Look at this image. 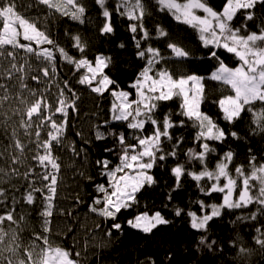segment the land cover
<instances>
[{
	"label": "snow or ice",
	"instance_id": "snow-or-ice-1",
	"mask_svg": "<svg viewBox=\"0 0 264 264\" xmlns=\"http://www.w3.org/2000/svg\"><path fill=\"white\" fill-rule=\"evenodd\" d=\"M34 2L36 5L46 6L49 10H55L62 16H69L84 23L83 18L87 8L80 3V0H34ZM93 2L97 6L99 15L103 17L101 34H115L114 17L126 20L127 30L137 49L136 55L139 59L145 60V66L138 73L135 82L130 84V87L135 89V99H129L128 91L118 90L117 82L105 73V69L112 64V57L101 54L96 56L94 61H89L87 58L74 60L64 48H58L55 41L37 27L34 19L22 14L21 8H30L34 5L22 3L18 6L16 0H0V58L8 61V66L0 62V79L12 80L16 72L24 71L23 65L18 66L16 63L17 54L14 51L16 49H22L24 52L34 54L37 59L47 61L51 65V73L55 74L56 58L53 52L48 48L37 51L32 47V43H35L37 48L41 45H51L57 48L60 56L67 63L74 64L77 70L86 69L87 74L78 79L79 84L88 86L91 92L101 96L105 92H110L114 98L110 109L111 120L126 125V128L131 130L134 143L128 142L125 132H117L110 128L101 131L99 126L96 128L94 134L96 141H104L112 137L114 144L119 146L117 153L119 163L113 167L107 158L96 160L100 175L106 178V184L96 185V191L100 195L93 198L89 211L112 223L107 229H103L101 242L94 247H104L103 238L107 237L110 241L113 231L123 232V225L117 222L120 214L133 210L139 203L137 194L145 187L157 183L151 170L168 157H177L176 150L180 147L183 137H175L172 129L184 127L185 122L174 121L171 112L158 116L157 111L160 102L179 99L180 111L175 115L193 122L192 126L197 129L195 140L199 143V151L190 148L187 156L189 162L198 161L202 168L197 172L187 169L184 164L177 163L171 168V175L175 181L172 190L179 189L183 178L188 176L196 182L205 196L221 193L222 202L206 205L204 201H197L202 213L200 215L194 211L185 213L184 209L178 207L174 209V214L176 217L186 215L191 229L201 233L197 242L198 251L206 249L208 252H213L216 250L217 241L210 240L207 233L211 231L210 222L219 218L224 210L248 208L256 204L259 206L257 212L237 219L255 221L258 213L264 214V163H257L256 156L252 155L248 158L250 171H246L243 165L234 166L235 175H233L229 166L236 154L228 150L223 154L222 159H218L214 170L209 169L207 164L209 154L216 152L209 141L223 144L229 137L234 140H246V137H242L237 131H226L212 117L201 111V104L206 98L203 76L195 73L177 76L166 68L156 67L165 57L158 49L150 45L143 46V41L152 38L145 21L151 15V7L154 4L159 11H167L178 22L196 29L203 46L210 49L209 57L218 61L209 79L229 86L234 93L215 101L223 120L234 125L238 120L243 119V114L250 113L252 115L250 134L259 135L264 140V0H225L220 10L215 9L208 0H151V3L150 0H114V3H110V0H93ZM238 13L239 26H235L233 21L237 20ZM257 19L260 21L257 25L258 31H252L248 22H255ZM156 33L157 39L169 35L159 26L156 28ZM21 39L29 43H22ZM73 40L78 51L83 53L85 45L81 43L80 37L75 36ZM118 47L124 48L125 44L121 42ZM167 47L174 58L186 60L191 55L178 43L168 42ZM212 48H223L233 54L240 61L239 66L229 67L216 51L211 50ZM42 71L45 77L50 75L48 67L43 68ZM32 79L39 82L38 77ZM64 87L71 91L67 82ZM20 88H27L23 83V77L20 78ZM0 89L4 90V94L0 95V109H2L12 96L9 94L10 89L7 84L0 83ZM29 94L36 96V93L30 89ZM73 95L75 96V93ZM16 97L20 104L26 105V108L11 109L12 114L22 116L19 126L24 129L26 136L33 135L29 129L35 125L36 140H29V143H35V155L31 159L36 161L35 167H39L42 171L37 173L34 168H30L23 174L28 185L19 199L14 194L19 188L14 185L9 188L2 186L9 183L4 177L21 175L19 169L13 168L12 165L21 163L20 157L23 156L26 146L17 138V131L14 128L11 133L13 143L8 148L18 150V154L9 153L10 172L0 167V208L4 209L0 214V264H86L87 240L84 246L77 250L78 241L74 240L72 246H67L63 240L54 241L51 238V218L54 215V202L62 167L59 162L61 157L54 153L59 147L64 146L63 137L67 127L68 109L76 110L75 100L68 102L63 89L59 93L58 106L54 108L42 98L34 99L29 103L27 98H21V93H17ZM258 104L261 106L259 109L256 108ZM57 114L61 117L60 120L53 118ZM10 119L11 116L6 115V120ZM108 123L105 121L106 125ZM149 124L150 134L146 131V125ZM45 128L48 129L46 137L41 139V131ZM77 135L81 133L78 132ZM165 140L173 141L172 148L167 152L161 147ZM84 143L91 141L86 140ZM7 150L6 148L5 151ZM69 151L79 156L80 151L84 149L78 151L73 144L69 146ZM103 151L113 152L114 148L106 146ZM248 151L251 153L252 149L249 148ZM0 156H3V153H0ZM33 174L35 179H30ZM79 174L84 175L83 172ZM87 178L92 179L91 176ZM37 179L41 181L40 186L36 185ZM204 180L211 183L202 185L201 181ZM257 186V191L253 194L252 190ZM9 192L13 193L11 197ZM36 193L41 196L38 215L42 222L40 230H34L29 242L25 244L21 224L26 221V217L22 213H17L15 205L21 202L29 206L35 205ZM168 199H172L171 193ZM209 208L210 212L207 211ZM126 224L130 229L151 235L160 226L171 225L173 221L160 211L153 213L144 211L135 213L131 219L126 220ZM13 225L15 227H12ZM101 229L102 225L97 224L96 230ZM255 231L258 234L254 237L255 244L264 249V231L261 228H256ZM92 239H96V236ZM232 243L236 247L235 242ZM249 252L250 249L240 246L236 254L243 259ZM166 259L171 260V256H166ZM147 264H156V261L148 257Z\"/></svg>",
	"mask_w": 264,
	"mask_h": 264
},
{
	"label": "trees",
	"instance_id": "trees-1",
	"mask_svg": "<svg viewBox=\"0 0 264 264\" xmlns=\"http://www.w3.org/2000/svg\"><path fill=\"white\" fill-rule=\"evenodd\" d=\"M16 2L18 6L22 3L33 4L34 6L30 8H21L22 14L34 19L37 27L54 40L58 48H64L74 60L87 58L89 61H94L95 57L101 54L112 57V64L108 69H105V73L117 82L118 90L134 93L130 84L135 82L138 73L145 66V60L139 59L136 55L137 49L131 34L127 30L128 22L126 20L114 17L115 34L102 35L100 28L103 17L99 15L93 0H80V3L87 8L83 18L84 23L73 20L69 16H62L55 10H49L46 6L36 5L34 0H16ZM208 2L215 9L220 10L225 0H208ZM110 3H114V0H110ZM239 20L240 15L238 13L237 20H234L233 24L239 26ZM259 23V19L255 22L249 21V28L252 31H258L257 25ZM145 25L152 38L143 41V46L150 45L158 49L165 57L156 67L166 68L177 76L190 73L203 76L205 78L203 83L206 98L201 104V111L212 117L226 131H237L242 137H246V140H234L229 137L223 144L209 141L210 145L216 149L215 153L209 154L207 161L209 169L214 170L218 159H222L223 154L228 150H232L236 154L229 166L233 175H235L234 166L243 165L246 171H250L248 158L252 155L256 156L257 163H264V140L259 135L253 136L249 132L252 115L250 113L243 114V119L238 120L234 125L228 124L222 118L215 101L234 93L229 86L209 79L211 73L215 71L218 61L209 57L210 49L203 46L199 32L189 25L178 22L167 11H159L154 4H152L151 15L146 19ZM157 26L163 28L169 34L168 37L157 39ZM75 36H79L81 43L85 45L83 53L75 47L73 40ZM121 42L125 44L124 48L118 47ZM168 42H175L184 47L191 54L190 57L186 60L174 58L171 50L167 47ZM44 47L49 48L56 58L55 83L63 89L68 102L75 100L76 105V110L68 109L67 127L63 137L64 146L61 147V150H56L57 155L61 157L63 168H66L67 171H63L65 187L60 202L62 207L59 208L63 215L54 213L51 218V238L54 241L63 240L67 246H72L74 240L78 241L76 248L80 250L87 240L86 264H141V262L147 264L148 257L154 259L156 264H264V249L256 245L254 240V237L258 235L255 231L256 228H261L264 231V214L258 213L255 221L237 219V217H248L251 213L257 212L258 205L253 204L248 208L224 210L219 218L210 222L211 231L207 235L210 240L217 241L216 250L213 252H208L206 249L198 251L197 242L201 233L191 229L186 215L175 216L174 209L177 207L184 209L185 213L194 211L198 215L202 214L197 201H204L206 205L222 202L221 193L205 196L197 187L196 182L188 176L183 178L182 186L179 189L172 190L175 187V181L171 175V168L177 163L184 164L187 169L192 171L198 172L202 168L198 161L189 162L188 149L199 151V143L195 140L197 129L192 126V121L175 115L180 111V100L177 98L160 102V108L157 111L158 116L171 112L174 121L184 120L185 122L184 127L172 129L175 137H183L180 147L176 150L177 157H168L151 170V174L154 175L157 183L151 187H145L137 194L139 203L134 206L133 210L120 214L117 222L123 225V232L116 233L113 231L110 241L107 237L103 238L104 247H94L101 242L103 229H107L112 223L96 215L86 217V212L92 204L93 198L98 196L96 185L99 183L106 184V178L100 175L96 160L107 158L113 167L119 163L117 156L119 146L114 144L112 137H108L104 141H96L94 135L96 128L99 126L101 131L110 128L117 132H125L128 136V142L134 143V141L131 130H128L126 125L111 120L110 109L114 98L110 92H105L101 96L91 92L88 86L79 84L78 79L82 76V70H77L74 64L67 63L60 56L57 48H53L51 45H44ZM211 50L216 51L229 67L239 66L240 61L225 49L212 48ZM27 63L24 57L17 60V65L24 67L22 73L23 76H27L25 80L27 85L36 89L42 84V80L51 79L50 75L48 77L43 75L42 69L44 67L40 65L31 66L30 62ZM29 68H33V70L28 71ZM32 77H38L39 82ZM65 82L71 91L64 87ZM260 107L259 104L256 106L257 109ZM105 121L109 123L106 125ZM7 130V127L0 123V153H3L9 146L10 138ZM146 131L150 134V124L146 125ZM78 132L81 135H77ZM86 140L91 141V143H84ZM73 144L78 151L84 149V151H80L79 156H75L69 151V146ZM172 144L173 141L165 140L161 147L167 152L172 148ZM106 146L114 148V151L104 152L103 148ZM249 148L252 149L251 153L248 151ZM4 158V156H0V167H4L10 172L9 164ZM81 172L84 173L83 176L79 174ZM20 174L19 177H4L9 183L2 185L5 188L12 185L19 188L18 192H14L17 199L27 190L28 185V181L23 178L22 172ZM88 176H91L92 179L89 180ZM210 183L207 180L201 181L202 185ZM257 188L258 186L253 188V194L256 193ZM169 193L172 196L171 200L168 199ZM12 194L9 192V197ZM35 195L37 198L35 205L29 206L22 202L15 205L17 213H22L26 217V221L21 224L25 244L29 242L30 235L34 230H40L42 222L38 215L41 196L39 193ZM3 211L4 209L0 208V214ZM144 211L149 213L160 211L172 220L173 224L160 226L151 235H145L128 228L126 220L131 219L135 213ZM207 211L210 212V208ZM97 224L102 225V229L99 231L96 230ZM5 226L7 227V223ZM69 229L71 231H68ZM93 236H96V239H92ZM232 242H235L236 247L233 246ZM240 246L250 249V252L243 259L236 254ZM168 255L171 256V260L166 259Z\"/></svg>",
	"mask_w": 264,
	"mask_h": 264
},
{
	"label": "rangeland",
	"instance_id": "rangeland-1",
	"mask_svg": "<svg viewBox=\"0 0 264 264\" xmlns=\"http://www.w3.org/2000/svg\"><path fill=\"white\" fill-rule=\"evenodd\" d=\"M200 15H203L202 13H198ZM22 43H29L28 41H23L21 39ZM32 47L35 48L37 47L35 43H32ZM43 48H47L44 47V45H41L38 49H36L37 51L42 50ZM49 49V48H48ZM50 50V49H49ZM17 54L16 56V63L17 60L22 59L24 57L25 62H30L31 66H36V65H40L42 67H48L49 68V72H50V77L51 79H48L46 81L42 80V84H40V86L36 89H34L33 87L27 85L25 83V80L27 79V76H23V73L20 72H16L14 74V77L12 80H4V79H0V83H5L9 86L10 92L9 94L12 96V99H10L2 109H0V123H3L6 127H7V133L9 135L10 141H9V145L13 143L12 140V136L11 133L13 131V129L15 128L17 131V138L20 139V141L22 143L25 144V152L23 154V156L20 157L21 159V163L17 164V165H12L13 168H18L19 172H22V174H24L25 172H27L30 168H34L35 172H41L42 169H40L39 167H35L36 165V161H34L33 159H31V157L33 155H35V143H29V140L35 141L36 137L34 135V132L36 131V127L35 125H33L32 129H29L30 132L33 133L32 136H26L24 134V129L21 128L19 126V122L22 118L21 115H13L11 109H16V108H20L21 110L26 108V105H22L19 103V99H17L16 94L17 93H21V98H27L28 102L31 103L32 100L34 99H38V98H42L44 99L47 103L51 104L54 107L58 106V99H59V93L61 88L55 83V79H56V72L55 74L51 73V65L48 64L47 61H43L42 59H37V57L32 54V53H27L24 52L22 49H16L14 50ZM51 51V50H50ZM10 59V58H9ZM0 62H2L4 64V66H8V61L4 60L3 58H0ZM28 64V63H27ZM28 71H32L33 68H29L27 69ZM82 70V75L87 74L86 69H81ZM23 77V83L27 85V88L25 89H21L20 88V78ZM29 89L33 92L36 93V96H31L29 94ZM4 94V90L0 89V95ZM132 97H135V89H134V93H130V97L129 99L132 100ZM65 98L67 99V97L65 96ZM136 98V97H135ZM7 116H11L10 120H6V115ZM50 114V113H48ZM26 119V117H24ZM56 120H60L61 117L59 116V114H57L56 116L53 117ZM35 119V118H34ZM48 129L45 128L44 130L41 131V139L46 137V131ZM7 151H3V156L5 157L4 159L6 160V162L10 165L11 164V159H10V155L9 153H11L12 155H16L18 154V150H15L14 148H7ZM58 149L61 150V147H59ZM57 149V151H58ZM57 151H55V155H57ZM61 163V165L63 164L61 159L59 161ZM68 169V168H67ZM63 171L66 172V168H63V165L61 167V171H60V183L58 185V191H57V196L55 199V209H54V213H59V215H63L62 210H60L59 208H61L62 206L60 205L61 202V198H62V193L64 190V175H63ZM30 179H35V174H33L32 177H30ZM36 185L40 186L41 185V181L40 180H36ZM98 196L100 195L99 193H97ZM58 200V202H57ZM90 207V206H89ZM95 214L91 213L89 211V208L86 212V217H92Z\"/></svg>",
	"mask_w": 264,
	"mask_h": 264
}]
</instances>
